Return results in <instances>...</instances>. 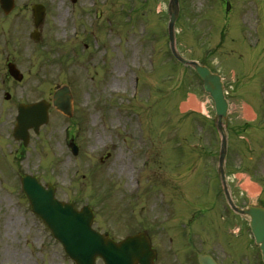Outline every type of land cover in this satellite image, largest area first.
Instances as JSON below:
<instances>
[{"label": "rangeland", "instance_id": "rangeland-1", "mask_svg": "<svg viewBox=\"0 0 264 264\" xmlns=\"http://www.w3.org/2000/svg\"><path fill=\"white\" fill-rule=\"evenodd\" d=\"M167 1L14 0L10 14L0 9V106L6 91L14 101L51 100L56 89L68 86L73 97L71 118L51 107L48 126L18 166L8 152L0 155V264H72L30 212L20 186L24 174L36 175L42 184L52 183L56 198L77 209L90 206L94 229L115 241L139 225L153 234L147 225L154 216L156 221L163 216L158 210L159 199L163 200L175 208L159 230L184 234L186 251L192 245L204 248L198 190L205 169H214L218 143L212 104L199 79L170 55L165 38ZM247 1L264 13V2ZM180 2L175 29L177 47L186 59L198 60L228 78L234 69L257 74L256 83L264 80V14L254 20L251 6L245 16L233 8L224 18L217 0ZM34 4L45 7L38 41L30 38ZM9 62L25 75L20 85L7 77ZM133 80L139 90L134 98ZM190 97L204 104L208 116L181 110ZM4 109L6 104L0 121L7 114ZM70 140L79 149L76 156L67 146ZM143 148L148 158L145 174L140 169ZM180 166L184 175L177 177L175 167ZM137 178L144 186L138 196H129ZM126 219L132 223L125 224ZM9 221L13 230L5 226ZM154 239L162 249L164 235L157 233ZM236 242L235 264H257L251 237L241 234ZM181 259L180 252L177 261Z\"/></svg>", "mask_w": 264, "mask_h": 264}, {"label": "water", "instance_id": "water-1", "mask_svg": "<svg viewBox=\"0 0 264 264\" xmlns=\"http://www.w3.org/2000/svg\"><path fill=\"white\" fill-rule=\"evenodd\" d=\"M3 11L7 14L13 9V0H0ZM178 15V1L169 2V41L173 55L181 63L189 65L202 81L206 93L214 101L216 110V126L222 137L220 154V168L223 169L225 155L226 135L223 120L227 114V102L223 95V86L218 75L212 73L207 67L195 61L183 59L175 49L174 23ZM44 16V8L41 5L33 7L34 25L37 28ZM32 37L37 39L36 33ZM9 74L16 80H21V75L8 65ZM53 105L56 109L70 115L71 96L67 87L58 90L53 97ZM49 104L41 102L30 106H20L18 114V126L24 129L30 126L39 127L47 122V109ZM26 139V138H24ZM76 151V150H75ZM23 190L27 195L33 213L40 216L51 230L53 236L63 245L65 252L76 264H94L95 257H100L105 264H153L154 253L144 235L129 238L121 244L113 243L107 236L98 235L90 229L92 219L91 212L84 207L80 212L72 209L71 204L56 201L54 191L41 188L37 182L29 177L23 180ZM238 213L249 217L250 227L256 243L259 245L262 260L264 262V209L249 207L244 210H236ZM200 264H214L209 258L199 257Z\"/></svg>", "mask_w": 264, "mask_h": 264}, {"label": "flooded vegetation", "instance_id": "flooded-vegetation-1", "mask_svg": "<svg viewBox=\"0 0 264 264\" xmlns=\"http://www.w3.org/2000/svg\"><path fill=\"white\" fill-rule=\"evenodd\" d=\"M221 3L225 10L227 3L224 1ZM228 4V11L234 7L239 10L241 16L243 14L245 16L248 7L247 0H228ZM259 14L254 13V17L258 18ZM259 76L261 77V74ZM258 79L259 77L255 73H245L234 74L228 82H225L229 102L227 134L228 138L232 140L230 154L228 155L230 162L227 159L225 175L231 200L239 207L251 202L264 206V80L261 79L260 82L256 83ZM41 99L31 98L25 101L16 99L14 101L13 94H10V98L4 100L0 106L1 112L2 106L6 104V109L3 112L7 113L4 121H0V139L2 133L8 134L9 138L11 137L15 126L13 112L14 109L17 110L20 103H35ZM249 108L254 111V116L248 114L247 109ZM37 135L33 133V130L29 131V145L35 137H38ZM5 146L14 147L16 153L26 149L20 141L7 143ZM176 171L177 177L181 175L180 170ZM239 174L242 176H238ZM246 178L261 187V191L254 200L242 191L243 181ZM175 183H177V180ZM179 185H181V180H179ZM214 185V191L212 190L211 195L204 202V210L200 216V233L205 234L210 229L212 234L211 244L214 250L222 249L227 253L224 259L219 261V264H234L233 256L236 247L234 233L235 231H238V233L245 232L248 229V222L246 219L237 216L230 207L217 173ZM213 257H216L215 253H213ZM156 264H168L158 250Z\"/></svg>", "mask_w": 264, "mask_h": 264}, {"label": "bare ground", "instance_id": "bare-ground-1", "mask_svg": "<svg viewBox=\"0 0 264 264\" xmlns=\"http://www.w3.org/2000/svg\"><path fill=\"white\" fill-rule=\"evenodd\" d=\"M181 110L186 112L188 110L193 112H200V111H204V106L203 104H200V102L195 100L193 97H190L186 103L182 104ZM247 188L250 190V192H254L256 186L252 183H247ZM5 226L6 228L13 230L12 226H14V223L9 221L6 223Z\"/></svg>", "mask_w": 264, "mask_h": 264}]
</instances>
